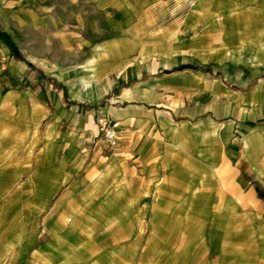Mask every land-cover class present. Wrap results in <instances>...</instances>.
I'll use <instances>...</instances> for the list:
<instances>
[{
  "label": "crops",
  "instance_id": "crops-1",
  "mask_svg": "<svg viewBox=\"0 0 264 264\" xmlns=\"http://www.w3.org/2000/svg\"><path fill=\"white\" fill-rule=\"evenodd\" d=\"M138 207L143 264H264V0H0V264L133 262Z\"/></svg>",
  "mask_w": 264,
  "mask_h": 264
},
{
  "label": "rangeland",
  "instance_id": "rangeland-1",
  "mask_svg": "<svg viewBox=\"0 0 264 264\" xmlns=\"http://www.w3.org/2000/svg\"><path fill=\"white\" fill-rule=\"evenodd\" d=\"M158 1V5L159 6H164V5H169L172 6L173 9L175 10V12L179 11L181 8L184 7H193V6H197V0H157ZM140 33V32H139ZM144 34V33H143ZM137 212H140V214H138L137 216V224L138 226L142 225V233H141V244L134 247V250L136 251L137 255H136V260L134 259L133 262L127 261V264H143L141 261H137L139 260L140 255H142V252L145 250L146 248V244L148 243L147 239L149 238V235L151 234V228H150V216H149V211L148 210H144L143 207H138ZM91 217V215H89ZM66 216L63 215V220L61 221V224H67L68 222L65 221ZM85 218H88L87 216ZM91 221H93L91 219ZM107 226V224H106ZM136 230H138V228H136ZM137 232V231H136ZM47 237H42L40 239H38L36 242L37 245L42 244L43 242L47 241ZM168 242L171 244L168 247H164V245H158V250L157 252H155V258L151 259L150 262L152 261H157L159 259V264H165L163 262L162 257L160 256V254H162V256H165V258H168L169 260L173 257H175L174 259V264L176 262V260L178 261L179 259H182V261H178L177 264H197L196 261L198 260V256H197V249H198V242L197 240H189L188 243L187 242V237H181V234H179V237L177 236H172L170 238H168ZM184 257V260H183ZM127 260V259H126ZM149 262V264H150ZM88 263V262H87ZM146 264L147 261H145Z\"/></svg>",
  "mask_w": 264,
  "mask_h": 264
},
{
  "label": "built area",
  "instance_id": "built-area-1",
  "mask_svg": "<svg viewBox=\"0 0 264 264\" xmlns=\"http://www.w3.org/2000/svg\"><path fill=\"white\" fill-rule=\"evenodd\" d=\"M109 104H112L114 101L110 97L108 99ZM97 131L103 138L107 141L110 146H114L116 143V135L114 132V125L106 114L99 116L97 120Z\"/></svg>",
  "mask_w": 264,
  "mask_h": 264
}]
</instances>
